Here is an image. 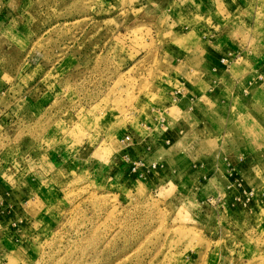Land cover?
Returning <instances> with one entry per match:
<instances>
[{"label":"rangeland","instance_id":"374dc122","mask_svg":"<svg viewBox=\"0 0 264 264\" xmlns=\"http://www.w3.org/2000/svg\"><path fill=\"white\" fill-rule=\"evenodd\" d=\"M0 264H264V0H0Z\"/></svg>","mask_w":264,"mask_h":264}]
</instances>
